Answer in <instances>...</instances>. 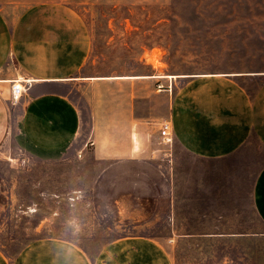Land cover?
I'll list each match as a JSON object with an SVG mask.
<instances>
[{
    "label": "rangeland",
    "instance_id": "obj_1",
    "mask_svg": "<svg viewBox=\"0 0 264 264\" xmlns=\"http://www.w3.org/2000/svg\"><path fill=\"white\" fill-rule=\"evenodd\" d=\"M68 4L91 33L83 72L91 78L142 76L148 92L161 81L174 93L191 76L264 70V0ZM21 103L14 106L0 148V251L7 258L47 237L72 242L95 257L125 236L174 240L167 251L177 264H236V257L250 255L251 249L187 236L258 229L251 188L264 150L253 139L243 151L209 163L192 159L175 142L163 147L164 161L102 162L77 147L62 159L43 161L15 143ZM89 132L86 116L81 138Z\"/></svg>",
    "mask_w": 264,
    "mask_h": 264
},
{
    "label": "crops",
    "instance_id": "obj_2",
    "mask_svg": "<svg viewBox=\"0 0 264 264\" xmlns=\"http://www.w3.org/2000/svg\"><path fill=\"white\" fill-rule=\"evenodd\" d=\"M69 1L0 0V148L16 109L11 86L24 78L32 85L21 100L14 140L43 161L62 159L75 147L102 162L164 161L158 133L163 121L172 125L175 147L204 163L243 151L251 139L264 150V70L191 76L174 93L158 89L161 81L148 92L142 76L91 78L83 73L91 33ZM86 116L90 132L81 138ZM170 200L175 218L174 193ZM251 202L257 230L187 237L251 249L250 255L236 257V264H264V164L255 174ZM170 241L120 237L91 257L72 242L47 237L13 259L0 251V264H177L167 251Z\"/></svg>",
    "mask_w": 264,
    "mask_h": 264
},
{
    "label": "built area",
    "instance_id": "obj_3",
    "mask_svg": "<svg viewBox=\"0 0 264 264\" xmlns=\"http://www.w3.org/2000/svg\"><path fill=\"white\" fill-rule=\"evenodd\" d=\"M31 85L32 80L18 78L11 86V103L13 105H16L21 102L23 95L26 93V91L30 88ZM158 89H165V85L159 83ZM158 133L160 138V144L163 147H165V145L171 146L174 143L172 125L170 121L161 122L159 124Z\"/></svg>",
    "mask_w": 264,
    "mask_h": 264
}]
</instances>
